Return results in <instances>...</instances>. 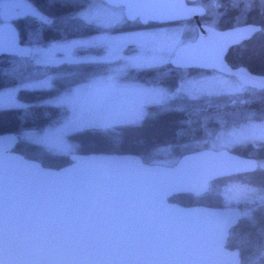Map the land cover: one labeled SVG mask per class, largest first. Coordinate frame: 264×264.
Instances as JSON below:
<instances>
[{
	"label": "snow or ice",
	"instance_id": "snow-or-ice-1",
	"mask_svg": "<svg viewBox=\"0 0 264 264\" xmlns=\"http://www.w3.org/2000/svg\"><path fill=\"white\" fill-rule=\"evenodd\" d=\"M229 4L236 24L220 33L222 0L193 7L183 0H0V264H264V95L259 111L220 102L264 93V76L230 73L231 83L184 71L195 63L189 52L196 45L182 35L196 15L208 33L200 42L264 35V0ZM22 17L31 21L24 31L16 26ZM64 66L80 71L63 74ZM210 67L229 73L219 56ZM26 90L45 95L28 101ZM163 115L177 118L158 124ZM116 130L139 133L144 143L117 141ZM176 132L189 140L175 153L194 154L152 160L155 137ZM20 147L28 160L14 154ZM173 147L164 141L158 150L172 154ZM82 152L94 153L88 169ZM135 157L131 172L117 164ZM69 158L73 166L60 171L32 162ZM188 161L203 164L188 168ZM172 187L220 198L227 211L172 210L163 203ZM25 203L43 227L22 223ZM140 203L154 205L153 215L174 211L182 222L154 235L130 228L129 208ZM194 216L228 217L217 224L214 252L183 243Z\"/></svg>",
	"mask_w": 264,
	"mask_h": 264
},
{
	"label": "water",
	"instance_id": "water-1",
	"mask_svg": "<svg viewBox=\"0 0 264 264\" xmlns=\"http://www.w3.org/2000/svg\"><path fill=\"white\" fill-rule=\"evenodd\" d=\"M196 0H183L184 3H186L189 7L195 6ZM191 19L195 20V25L197 29V35L193 39L186 40V43L196 45L193 49L190 50L189 55L195 58V63L191 65L189 68L194 69H202V70H213L210 66L217 60V57L219 56V59L222 61V63L229 69V73H224L226 75H231L230 73H238L240 71L246 72L247 74L255 77H261L264 76V74H258L251 72L247 67L245 66H231L227 61V53L229 49L235 45L240 44L245 40H241L238 43H232L230 37L226 36H217L212 37L211 39H206L203 42H200L199 37L200 36H208V33L206 30H204L203 25L204 22L200 20V16L196 15L192 17ZM240 26H243V24H240ZM232 27L228 28H217L216 31L220 33H225L230 31ZM250 39V38H249ZM233 76V75H231ZM235 77V76H234ZM237 79V77H235ZM3 134V133H1ZM15 155L21 157L24 160H28L29 158L24 156L22 153L16 151L14 153ZM194 152L189 151L183 153L178 159L183 160L184 156H190L193 155ZM78 155L84 157L85 159L82 161V165L84 169H88L92 166L93 162L88 159V157L94 155V153H78ZM117 156L126 155V154H115ZM139 160V157L130 158L127 160H118L117 164H123L126 169H128L130 172L136 169V161ZM33 163H37L42 168H51L54 171H60L64 168H70L73 166L75 161H72L70 158V163L59 167V168H52L48 166H44L40 161H32ZM147 162L145 161V164ZM163 164V163H161ZM203 162H197V161H188L187 167L192 168L198 165H202ZM173 167H176V165H173ZM161 184L166 183L168 181V177L162 176L157 178ZM146 184L152 183V178H149L147 181H143ZM178 194H188L184 189L179 187H172L168 194L165 196L163 203L167 205L172 210H179L180 212H195V213H216V212H225L227 211L224 206H210V205H204V204H194V205H183L176 201L170 200V198L174 195ZM198 197V196H196ZM29 208L27 206V203H25L22 206L21 209V217H22V223H24L26 226L28 224L37 225L39 224L41 227H43V222L38 221L36 218V214L33 213L31 216L29 214ZM155 211V206L152 204H148L145 206L143 203L137 204L134 207L129 208V220H128V226L133 229L140 230L143 233H150L155 234V230L160 228H165L168 225H175L178 223H181V218L177 217L173 213H169L166 217L160 216V215H153ZM163 211V210H161ZM47 214L45 213V216ZM228 219L227 216H221V217H211V216H200L196 217L194 216L190 221H187L189 224V232L186 235L185 239L183 240V243L190 245L193 248H200L203 250H208L214 252L213 247V239L215 234V229L217 227L218 223L226 222ZM61 230H63V226H60ZM230 250V249H229Z\"/></svg>",
	"mask_w": 264,
	"mask_h": 264
},
{
	"label": "trees",
	"instance_id": "trees-1",
	"mask_svg": "<svg viewBox=\"0 0 264 264\" xmlns=\"http://www.w3.org/2000/svg\"><path fill=\"white\" fill-rule=\"evenodd\" d=\"M44 2L45 0H39V3L41 4H43ZM222 3L224 4V8H222L220 11L223 12L227 10V16L221 18L219 24L217 25V28L224 29V28L232 27L236 24L234 17L237 16L238 13H235L231 10L229 0H222ZM254 19H257L254 16V14L249 15L247 17V22L252 23ZM202 21L205 22V18H202ZM30 24L31 21L27 17H22L16 21V26L22 31L26 30ZM241 24H243V22H241ZM89 31H85L84 33H82V35H88ZM226 58L228 63L233 67L245 66L253 73L264 74V35H256L246 41L241 42L238 45L231 47L227 53ZM59 71L63 74H71L80 71V69L73 66H64L61 69H59ZM184 71L192 73L195 71L208 72L209 70L185 69ZM145 75H147V73ZM23 95H24V99L28 101H37L41 97H43L45 93L40 91L26 90ZM262 95H264V93H261L259 90H256L255 92H252L250 90L247 94H242L238 98L227 97V96L221 97L220 102L226 105H231L234 100H239L240 103L237 110H239L240 108L247 107L248 109L259 111V109L261 108L260 97ZM55 111L60 114H63V110L56 109ZM176 118L177 117L172 115H163L161 119L158 121V124L168 123L171 122L172 120H175ZM111 135L117 141L122 137L135 136V139L138 144L144 143V138L139 133H132V132L124 133L121 132L120 130H116ZM188 140L189 137L184 132H176L175 134L170 133L168 135L156 136L154 142L150 145L151 156H152L151 159L154 160L156 158L163 157L160 153H156V150L159 148L160 143L164 141H172L174 143V147L172 149L173 151L172 156L179 158L181 155L175 152L183 150L181 149L180 146L186 143ZM16 151L22 153L24 156L28 158L31 155V153H29L28 150L23 147L17 148ZM82 153H89V152H82ZM68 163H70V158L68 160L46 161L43 162L42 164L44 166H48L52 168H59ZM170 200L176 201L183 205L204 204L210 206H223V202L220 198H211V199L201 198V197L191 196L189 194L174 195L170 198ZM231 243L238 244L240 243V241L237 239H232ZM253 253H254V249L249 248L245 253V258H247L248 255H251Z\"/></svg>",
	"mask_w": 264,
	"mask_h": 264
},
{
	"label": "rangeland",
	"instance_id": "rangeland-1",
	"mask_svg": "<svg viewBox=\"0 0 264 264\" xmlns=\"http://www.w3.org/2000/svg\"><path fill=\"white\" fill-rule=\"evenodd\" d=\"M176 26H178V25H175V24H173V25H163V26H158V27L152 28V29H156V28H160V27H176ZM195 34L196 33H194V30H193L192 26L189 24L185 28V31H184V33L182 35V39L184 41L192 39L195 36ZM134 51H135L134 48H129L128 49V53L129 54L133 53ZM191 75H193V76H204V77L222 76V78L224 80H227V81H229L231 83H236L237 82V79L234 76L221 74L219 72L212 71V70L208 71V72L195 71V72H192ZM158 149L156 150V153H160L163 157L156 158V159H154L155 161H158L160 163H165V162H171V161L176 160L178 158V157H173L172 154H169L167 152L159 151Z\"/></svg>",
	"mask_w": 264,
	"mask_h": 264
},
{
	"label": "flooded vegetation",
	"instance_id": "flooded-vegetation-1",
	"mask_svg": "<svg viewBox=\"0 0 264 264\" xmlns=\"http://www.w3.org/2000/svg\"><path fill=\"white\" fill-rule=\"evenodd\" d=\"M196 2V1H195ZM200 20L202 21V18L200 17ZM203 22V21H202ZM205 23V22H204ZM189 24L190 25H192V26H195V29H196V25H195V20H193V19H191L190 21H189ZM158 26H163V25H151V26H149L150 28H155V27H158ZM195 36L193 37V38H195L196 37V35H197V29L195 30ZM192 38V39H193ZM186 41V40H185ZM190 69H194V68H190ZM198 70H202V69H198ZM209 71H211V70H209ZM212 71H214V70H212Z\"/></svg>",
	"mask_w": 264,
	"mask_h": 264
}]
</instances>
